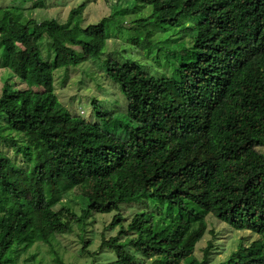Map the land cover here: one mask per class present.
I'll use <instances>...</instances> for the list:
<instances>
[{
    "label": "trees",
    "instance_id": "1",
    "mask_svg": "<svg viewBox=\"0 0 264 264\" xmlns=\"http://www.w3.org/2000/svg\"><path fill=\"white\" fill-rule=\"evenodd\" d=\"M133 2L153 6L163 23L182 16L196 22L185 27L190 34L171 58V77L138 66L122 78L105 65L137 114L120 135L71 115L53 92L55 71L102 55L118 10L83 26V4L65 24L0 8V69L10 73L0 90V122L18 139L8 137L13 159L0 145V264L73 223L84 251L87 218L113 212L108 229L116 235L101 246L114 255L106 264H135L136 255L150 264H206L211 243L199 260L187 236L207 215L258 237L219 264H264V154L256 150L264 146V0ZM12 76L25 87L9 85ZM92 105L99 121L107 116ZM86 182L101 185L106 199L81 197L80 215L55 210ZM139 202L153 210L146 205L125 221L119 205Z\"/></svg>",
    "mask_w": 264,
    "mask_h": 264
},
{
    "label": "rangeland",
    "instance_id": "2",
    "mask_svg": "<svg viewBox=\"0 0 264 264\" xmlns=\"http://www.w3.org/2000/svg\"><path fill=\"white\" fill-rule=\"evenodd\" d=\"M37 1L29 0L24 3L22 0H0V8H17L24 17L38 22L54 19L60 24H65L70 10L83 4L85 6L82 14L83 26L96 24L103 18H109L114 9L118 10V13L107 23L106 46L102 55L98 59H91L77 67L58 69L54 72L53 79V92L59 103L71 115L77 116L82 110L84 114L81 117L87 122L97 123L105 132L116 135H120L124 130L122 125L127 124V119L137 121V114L133 103L128 101L118 85L107 77L105 65H110V68L122 78L138 72L139 67L156 78L171 77L173 74L171 58L175 52L184 49L190 34L185 31V27L196 22L194 18L182 16L176 25L169 20L163 23L160 15L154 12L153 6H143L133 0H42L43 6L36 7L37 5H34ZM7 73L0 69V90L4 85L3 79L10 76V73H8L9 76ZM9 85L15 89L25 87V84L19 83L16 76L10 78ZM93 101H97L102 110L107 112V116L102 117L100 121L95 117ZM2 126L4 122H0V135L7 139L1 141V149L13 159L12 143L8 137L16 139L17 135L9 130L3 131ZM256 150L264 154V146L257 147ZM14 161L16 164H21L18 157L14 158ZM81 197H90L95 201L106 199L101 185L86 182L66 192L62 196V201L54 208L56 211L62 207L67 208L70 212L80 215ZM146 205L139 202L121 204L119 207L127 221L133 213L146 208ZM147 207L153 210L151 205ZM114 213L95 214L87 218L83 240L88 246L84 251L81 233L73 223L68 233L61 236L48 235L47 244L39 242L23 252L19 250L17 257L5 258L12 260L8 264H106L107 261L111 262L114 258L112 251L101 246L103 240L116 235L117 229H108ZM187 238L189 248L199 260L203 257V249L211 243L212 247L208 251L206 264H219L236 251L240 242L249 245L258 239L249 231L231 229L210 215L193 225ZM136 256L135 264H150V261Z\"/></svg>",
    "mask_w": 264,
    "mask_h": 264
},
{
    "label": "clouds",
    "instance_id": "3",
    "mask_svg": "<svg viewBox=\"0 0 264 264\" xmlns=\"http://www.w3.org/2000/svg\"><path fill=\"white\" fill-rule=\"evenodd\" d=\"M84 114V112L81 110L80 112H79V115H77V116H82ZM125 115H127V114H125ZM92 124H95V123H92Z\"/></svg>",
    "mask_w": 264,
    "mask_h": 264
}]
</instances>
